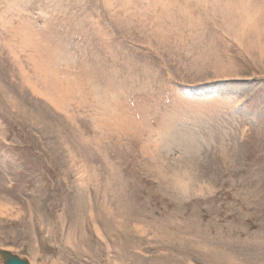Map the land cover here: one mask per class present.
Listing matches in <instances>:
<instances>
[{"label":"rangeland","instance_id":"374dc122","mask_svg":"<svg viewBox=\"0 0 264 264\" xmlns=\"http://www.w3.org/2000/svg\"><path fill=\"white\" fill-rule=\"evenodd\" d=\"M249 1L264 8L0 0V248L30 264H264V40L243 46L264 9Z\"/></svg>","mask_w":264,"mask_h":264},{"label":"bare ground","instance_id":"6f19581e","mask_svg":"<svg viewBox=\"0 0 264 264\" xmlns=\"http://www.w3.org/2000/svg\"><path fill=\"white\" fill-rule=\"evenodd\" d=\"M5 1V0H4ZM25 1V0H24ZM29 1V0H28ZM135 1H142V2H144V0H130L129 2H127L126 0H104V2H105V6L108 8V9H112L113 7H114V4H117V3H120L121 4V7L116 11V12H118V13H120L121 11H123L124 9V7L123 6H126V7H130L131 5H136L135 3ZM150 1V0H149ZM246 1V0H245ZM7 2V1H6ZM12 2L13 3H11V4H9L8 5V8H7V10H9V9H12L11 11H10V13H14V11H16L17 13H22V10L21 9H19V8H17L16 6H15V2H16V0H12ZM231 2V4H232V1H229V3ZM24 3V2H23ZM28 3V2H27ZM141 3V2H140ZM145 3V2H144ZM251 1H249V2H247V4H246V6H245V9H247V11H251V13L253 14V17L254 16H257V14L259 15L260 13H262L263 12V7L262 6H257V5H255L254 3H251ZM30 4V3H29ZM206 4V3H205ZM230 4V5H231ZM236 4V3H235ZM234 4V5H235ZM238 4V3H237ZM169 5V4H168ZM227 5V4H226ZM144 6V5H143ZM203 6V5H202ZM232 6H233V4H232ZM231 6V7H232ZM242 6H243V4H242ZM241 6V7H242ZM123 7V8H122ZM138 8V7H137ZM168 8V7H167ZM227 8H229V7H227ZM218 9V8H217ZM240 9V8H239ZM252 9V10H251ZM149 10H151V9H149ZM115 11V10H114ZM245 10H243L242 12H240V16L242 15V14H245V13H247L246 11L244 12ZM8 12V11H7ZM127 12V11H126ZM229 12V11H228ZM213 14V13H212ZM244 17V16H243ZM242 17V18H243ZM236 18V17H235ZM241 18V19H242ZM21 20V19H20ZM19 20V21H20ZM235 20V19H234ZM2 21V20H1ZM255 21V20H254ZM254 21H253V23H254ZM237 22V21H236ZM12 23V22H11ZM240 23V22H239ZM249 23V22H248ZM29 25V24H28ZM254 27L253 28H251L250 29V32L251 33H253V35L251 36L250 35V33L246 36V34H245V32L243 31V35L246 37H243V35H242V37H241V39H246V41H245V39L243 40V46H244V48H246V49H248L247 51L249 52V53H251V52H253L252 50L253 49H255L254 48V46L253 45H258V44H260V43H262L263 42V40H264V29H262L261 27H259V26H264V20H262V18H261V20L259 19V20H257L254 24ZM252 25V26H253ZM8 26H9V24H8ZM14 26V25H13ZM12 26V27H13ZM19 26V25H18ZM262 26V27H263ZM244 27V26H243ZM250 27V26H249ZM20 28H21V26L20 27H18V29L15 27L14 29H17L18 31H20L21 33H24V35L31 29H29V30H25L24 28H22L21 30H20ZM264 28V27H263ZM10 29V28H9ZM33 29H35V28H33ZM159 29H162L161 27H159ZM248 30V29H247ZM5 31V30H4ZM11 31H12V28H11ZM32 32V33H31ZM30 34H31V38L32 37H38V38H41V41H42V39H44L43 38V36L42 35H40L37 31H32V29H31V31H30ZM28 35H29V32H28ZM33 35V36H32ZM44 35V34H43ZM27 36V35H26ZM29 37V36H28ZM27 37V38H28ZM48 37V36H47ZM201 37V36H200ZM240 38V37H239ZM250 38V39H249ZM46 39V38H45ZM34 40H31V42H33ZM37 41V40H36ZM44 42H46V41H43V43ZM39 43V42H38ZM42 43V42H41ZM44 45V44H43ZM46 47V46H45ZM51 48V47H50ZM54 52H56V51H54ZM53 52V50L51 51V53H50V55L51 56H54L55 58L54 59H56L57 58V56H56V54ZM57 53V52H56ZM262 54V56H263V50H261V52H260V55ZM251 55V54H250ZM51 56H49V57H51ZM49 59V58H48ZM53 59V60H54ZM57 59H59V58H57ZM52 61V60H51ZM55 61V60H54ZM51 63V62H50ZM42 64V63H41ZM44 65V64H43ZM46 70V69H45ZM55 74V73H54ZM66 82V81H65ZM43 85V84H42ZM64 87V86H63ZM62 87H60L59 86V88L56 86L55 87V89H53V90H55V91H59V92H61L62 94H64L65 96H66V94H67V96L69 95V93H70V91H71V87L69 88V86L67 87V88H69V89H64V88H62ZM61 89V90H60ZM93 89V88H92ZM54 91V92H55ZM65 91H66V94H65ZM67 91H68V93H67ZM56 94V93H55ZM44 95H46V94H44ZM49 96V95H48ZM57 96V95H56ZM47 96H45V98H46ZM52 97V98H51ZM50 98H49V101H50V103H56V105H59L58 104V102H57V98H55L54 96H51ZM58 97V96H57ZM59 98V97H58ZM47 99V98H46ZM65 99H67L66 97L63 99H60V105H61V102L62 103H64V100ZM208 102V101H207ZM209 103V102H208ZM64 104H66V103H64ZM208 105V104H207ZM203 106V105H202ZM60 107H62V106H60ZM111 107H112V105H111ZM111 107L109 106V108L111 109ZM109 110V109H108ZM108 110H107V112H108ZM101 112V111H100ZM103 112V111H102ZM106 113V112H105ZM112 113V112H111ZM168 129V128H167ZM167 134V133H166ZM167 136V135H166ZM171 137V136H170ZM159 141V140H158ZM159 143V142H158ZM169 143V142H168ZM170 144V143H169ZM167 146V145H166ZM169 147V146H168ZM184 149V148H183ZM198 150V149H197ZM157 155V154H156ZM186 176H188V175H186ZM191 176V175H190ZM189 178V177H188ZM186 183V182H185ZM188 189V188H187ZM186 190V189H185ZM189 192V191H188ZM82 198H83V196H82ZM84 200V198L83 199H81V201H80V203L82 202ZM84 203V202H83ZM85 204V203H84ZM85 206V205H84ZM0 250L1 251H5V252H9V253H12V252H10V251H7V250H4V249H1L0 248ZM13 254V253H12ZM13 255H15V254H13ZM21 258V257H20ZM21 259H23V260H27L26 258H21ZM28 261V260H27ZM29 262V261H28ZM29 264H30V262H29Z\"/></svg>","mask_w":264,"mask_h":264},{"label":"water","instance_id":"95a60500","mask_svg":"<svg viewBox=\"0 0 264 264\" xmlns=\"http://www.w3.org/2000/svg\"><path fill=\"white\" fill-rule=\"evenodd\" d=\"M0 261L2 264H29L27 260H23L19 256L5 251H0Z\"/></svg>","mask_w":264,"mask_h":264}]
</instances>
